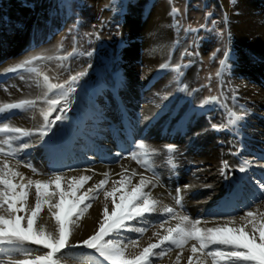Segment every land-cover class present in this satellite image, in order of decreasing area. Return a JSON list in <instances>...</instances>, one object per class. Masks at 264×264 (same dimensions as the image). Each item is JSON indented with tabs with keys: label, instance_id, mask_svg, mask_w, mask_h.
<instances>
[{
	"label": "bare ground",
	"instance_id": "bare-ground-1",
	"mask_svg": "<svg viewBox=\"0 0 264 264\" xmlns=\"http://www.w3.org/2000/svg\"><path fill=\"white\" fill-rule=\"evenodd\" d=\"M229 1L219 0L228 17L231 36L222 66L224 75H227L225 85L230 87L225 89V94L223 92L226 96L223 107L219 104L217 108L205 104L202 93L192 83L197 61L189 62L183 75L175 70L183 56L185 41L174 37V17L166 2L137 0L125 7V16L131 20V26H136L141 16L146 21L143 39L146 50L142 65L134 64L133 54L126 52V48L135 41L133 31L128 29L130 32L124 37L123 52L120 53L123 54L120 66L115 68L108 59L102 60L98 68L101 78L97 85L92 87L79 83L73 92L65 88L48 91L46 87L45 74L39 66L44 65L43 60L48 63L54 58L56 51L46 57L41 56L44 58L25 68L8 71L32 55H38L43 48L54 50V38L67 30L68 20L55 19L48 10L46 13L37 8L29 9L17 0V13L5 20L0 19V105L21 100L35 101L33 108L0 113V126L8 123L32 133L11 141V149L0 144L6 152L12 149L17 152L14 157L0 154V162L8 159L12 167L32 179L47 180L53 172L63 173L66 179L61 182V188L65 191L68 190L67 178L90 176L91 179L78 188V196L105 179V173L108 174L103 188L89 194L95 196L92 206L74 224H69V248L62 250L61 264H82V253L92 251L82 245L76 248L71 245H80L98 230L104 205L107 204L109 212L113 207L112 197L106 199L104 193L111 191L114 182H119L122 177L129 178L131 182L124 180L125 187L116 193L117 202L121 193L130 191L143 176L152 181L144 191L150 192L151 198L160 202L159 209L173 207L181 216L199 219L200 227H216L225 223L232 227L234 225L229 223L232 218H235V226H241L245 222L239 218L247 211L256 213L257 218L264 213V198L256 184V181L264 182V0H234L232 5ZM95 10L98 7L93 6L92 11ZM164 64L169 67L161 68ZM31 68L37 71H30ZM129 72L131 77L123 82L124 74ZM108 77L113 82L112 86L107 84ZM47 83L51 84L49 80ZM182 87L187 88L190 98L193 95L192 102L181 100L184 94ZM227 89L234 90V105L233 96ZM62 92H67V106L62 104ZM45 94L47 99L59 98L60 107L51 112L49 119L55 123L48 135L41 138L39 130L44 126L42 110H47ZM186 102L196 109L192 118L198 117L202 125L198 128L200 133L191 134L187 125H182V116L180 123L174 122ZM153 109L156 112L151 114ZM239 109L242 115H236L234 123L229 124V119H233L228 115L229 111ZM57 115L65 118L56 121ZM214 124L224 127L216 129L212 127ZM9 135L18 134L0 133V140ZM141 141L147 146L146 153L137 146ZM25 143L28 148H23ZM168 146H173L172 151ZM133 152L139 161H148L150 166H143L132 159ZM225 161L227 168L223 167ZM244 161L249 162L250 167L246 172H240L239 167ZM25 162H30L38 170L37 174L25 167ZM133 170L135 176H132ZM115 187L119 188V183H115ZM53 189L54 186L48 191ZM178 189L182 206L176 205L174 200ZM29 193L28 206L34 207V186ZM71 201V196L65 198L60 210L62 220ZM146 215L147 223L143 219L126 222L135 227H146V232L122 231L118 237L128 245V257L139 254L149 243H157L167 234V228L179 223L178 219H171L162 211ZM164 220L167 223L161 228ZM36 225L44 226L46 231H55V220L47 205L42 207ZM246 231H250V225ZM129 241H136V244ZM192 243L196 242L189 241L183 250L166 243L165 255L153 256V264H188ZM28 247L42 248L40 245ZM216 247L210 245L206 251ZM45 251H32L31 256L42 255ZM13 255L24 258L16 253ZM178 255L179 261L176 259ZM197 256L205 259L206 264H212L211 257L203 253ZM0 259L4 257L0 256Z\"/></svg>",
	"mask_w": 264,
	"mask_h": 264
},
{
	"label": "snow or ice",
	"instance_id": "snow-or-ice-1",
	"mask_svg": "<svg viewBox=\"0 0 264 264\" xmlns=\"http://www.w3.org/2000/svg\"><path fill=\"white\" fill-rule=\"evenodd\" d=\"M173 9V12H176ZM44 57L32 55L25 59L22 63L15 67H10L8 71H17L25 68L26 65L32 64L34 61L43 59ZM50 59V57H49ZM221 65L225 61H220ZM168 64L161 65V68L167 69ZM30 71H37L35 68ZM177 72H180V66L177 65ZM86 75V72H80L72 76L69 82L74 83L78 78ZM182 75V73H180ZM48 91L54 89H64L63 84H49L48 77H43ZM74 91V89H69ZM45 102L49 105L47 110H42L44 126L39 130L41 138L48 135L51 125L55 123L49 119L51 112L56 110L57 105L60 104V99H47L45 94ZM62 98L67 102V92H62ZM216 97H209L204 103L215 101ZM35 101L21 100L16 103H5L0 105V113H6L9 110L20 109L25 110L33 108ZM63 111V109H61ZM228 115L233 119H229L228 123L233 124L236 118L234 112L229 111ZM65 117L57 115L56 121L62 120ZM213 128L220 129L223 125H212ZM47 129V130H46ZM0 133H15L17 136H7L6 139L0 140V144H6L11 149V141L20 137H28L32 135L31 131L22 129L20 127L10 126L8 123H3L0 126ZM23 148H28V144H23ZM145 153L147 146L143 141L137 145ZM173 146H168V150L172 151ZM0 154L5 157H14L17 152L15 149L5 151L4 147H0ZM132 159L138 160L137 154H131ZM143 166H150L148 161H139ZM20 163L19 161L17 162ZM25 167L29 168L33 174H37L38 170L30 163L25 162ZM223 167L227 168V161L223 162ZM250 167L249 162L244 161L239 167L240 172H246ZM105 179L100 180L98 184L88 188L82 195H77V190L82 187L83 183L91 179L90 176H80L79 178L73 176L67 178V188L65 191L61 188V182L66 179L65 174L53 172L47 180L32 179L26 177L23 172L17 168L12 167L8 159L0 162V264H61L60 257L63 255L62 250L69 248V237L71 230L69 224H74L79 220L84 212L90 208L91 201L95 199L94 195H89L97 190L103 188L107 183L108 174L105 173ZM136 172L133 170L132 176ZM130 179L122 177L119 182H114V187L111 191H105L104 195L107 199L112 197L113 207L109 212L107 204L104 205L102 211V219L99 221L98 230L83 240L80 245H71L72 248L83 246L91 252L82 253V264H153L152 257H163L166 253L164 245L175 246L177 249L183 250L184 246L189 241H195L191 244V253L188 257V264H206L205 259L197 256L198 253H203L206 257L212 258V264H264V213H260L257 218L256 213L247 211L245 215L240 216V220L245 223L241 226H235V218H232L229 223L234 226L229 227L228 223L217 225L216 227H200L201 221L199 219H190L187 215H179L173 207L164 206L162 209L158 208L160 203L158 200L151 198V193L144 191L151 180L145 179L141 176L139 183L131 188L130 191H124L119 196V202L116 199V193L124 188V180ZM26 181V182H25ZM115 183H119L120 187H115ZM262 198H264V182L256 181ZM35 187V205L28 206L29 190ZM54 189L48 191L50 188ZM71 196L72 201L70 207L65 213L64 219H61L60 210L65 202V198ZM58 197V199H56ZM175 204L182 206V200L179 196V189L177 196L174 197ZM87 201V202H86ZM47 205L48 211L55 220V231H46L45 227L37 226V218L42 210V207ZM83 205V207H80ZM55 209V211H53ZM162 211L171 219H178L179 223L175 227L166 229L167 234L164 235L157 243H149L144 247L139 254L132 257L126 255L127 244L118 237L121 236L122 231H132L143 234L147 231L146 227H135L126 222L138 221L143 219L145 223L148 221V215ZM19 213H24L19 215ZM75 217V219H71ZM167 220L161 222L160 227L163 228ZM250 225V231H246V227ZM158 235V233H154ZM117 237V238H113ZM129 243L136 244V241H129ZM29 245H40V249H32ZM210 245L218 246L215 249H209ZM47 251L42 255L31 256L32 251ZM155 249L160 251L154 252ZM16 253L22 255L24 258H16L13 255ZM196 257L193 260V257ZM103 258V259H101ZM179 261L180 256H177Z\"/></svg>",
	"mask_w": 264,
	"mask_h": 264
},
{
	"label": "rangeland",
	"instance_id": "rangeland-1",
	"mask_svg": "<svg viewBox=\"0 0 264 264\" xmlns=\"http://www.w3.org/2000/svg\"><path fill=\"white\" fill-rule=\"evenodd\" d=\"M137 0H17V3L29 7L37 8L40 11L49 13L55 19L62 18L68 20L67 30L63 34H57L53 49H41L38 55L45 56L56 51L54 58L44 62L39 69L49 79L51 84H63L65 89H75L79 83H86L94 87L99 82L101 76L99 66L102 60L108 59L115 68L120 66L121 52L124 37L133 31L135 37L134 44L126 48V52L133 54V63L137 66L142 65L144 51L143 39L145 38L144 25L146 24L143 16L136 21V26H131V20L125 16V7L135 4ZM153 2H166L170 6L174 17V37L184 39L185 49L179 63L180 72L184 73L185 66L191 61L198 64L193 73L192 83L203 96V101L209 97H216L215 101H209L210 107H221L224 105L226 97L225 89L230 87L225 85L227 75H224L220 61L228 54L230 46L229 21L226 13L222 11L219 0H150ZM234 4V0L229 1ZM16 0H0V19L12 17L17 13ZM40 3V4H39ZM94 3V4H93ZM29 4V6H27ZM93 4V5H92ZM94 7L98 10L92 11ZM43 8V9H42ZM176 9V12H173ZM92 11V12H91ZM47 13V12H46ZM224 15V16H223ZM54 19V20H55ZM142 21V22H141ZM135 30V31H134ZM144 48V49H143ZM60 51V52H59ZM126 59L127 54H126ZM129 60V59H128ZM132 66V65H131ZM130 66V68H131ZM80 72L86 75L80 77L74 83L69 82L72 76ZM123 82L131 77V73L124 74ZM225 78V79H224ZM112 80L107 78V84L112 86ZM231 85V84H230ZM107 87V86H106ZM109 88V87H107ZM184 94L181 100L192 102L187 88L182 87ZM228 90V89H227ZM232 94L233 105L236 103L234 90H228ZM73 92V91H70ZM187 92V93H185ZM224 92V94H223ZM233 92V93H232ZM186 102L184 107L178 111L174 122H181L187 125L191 134L200 133L199 119L196 116V109ZM64 106L69 104V100L62 101ZM60 104L57 105V111ZM188 107V108H187ZM238 108L237 106H234ZM49 105L47 104V109ZM53 111V112H55ZM150 112V111H149ZM156 112L153 109L150 113ZM233 112V111H232ZM241 109L237 110L236 115L240 114ZM192 118L189 122L188 119Z\"/></svg>",
	"mask_w": 264,
	"mask_h": 264
}]
</instances>
